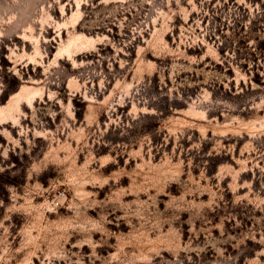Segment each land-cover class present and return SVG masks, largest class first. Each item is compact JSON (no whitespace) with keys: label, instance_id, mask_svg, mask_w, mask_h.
<instances>
[{"label":"rangeland","instance_id":"374dc122","mask_svg":"<svg viewBox=\"0 0 264 264\" xmlns=\"http://www.w3.org/2000/svg\"><path fill=\"white\" fill-rule=\"evenodd\" d=\"M0 264H264V0H0Z\"/></svg>","mask_w":264,"mask_h":264},{"label":"built area","instance_id":"2783aa9c","mask_svg":"<svg viewBox=\"0 0 264 264\" xmlns=\"http://www.w3.org/2000/svg\"><path fill=\"white\" fill-rule=\"evenodd\" d=\"M57 205H58V201L54 202V203L52 204V207H56Z\"/></svg>","mask_w":264,"mask_h":264}]
</instances>
